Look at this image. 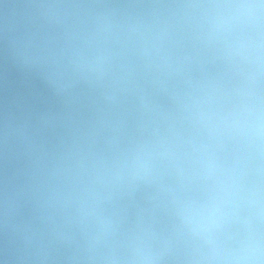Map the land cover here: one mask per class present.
Returning <instances> with one entry per match:
<instances>
[{
    "label": "water",
    "instance_id": "obj_1",
    "mask_svg": "<svg viewBox=\"0 0 264 264\" xmlns=\"http://www.w3.org/2000/svg\"><path fill=\"white\" fill-rule=\"evenodd\" d=\"M0 264H264V0H0Z\"/></svg>",
    "mask_w": 264,
    "mask_h": 264
}]
</instances>
